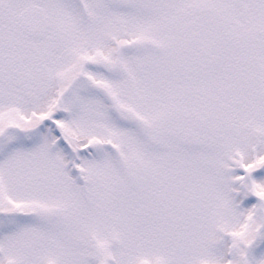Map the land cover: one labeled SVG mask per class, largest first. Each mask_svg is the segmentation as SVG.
<instances>
[{"label":"snow or ice","instance_id":"snow-or-ice-1","mask_svg":"<svg viewBox=\"0 0 264 264\" xmlns=\"http://www.w3.org/2000/svg\"><path fill=\"white\" fill-rule=\"evenodd\" d=\"M0 264H264V0H0Z\"/></svg>","mask_w":264,"mask_h":264}]
</instances>
